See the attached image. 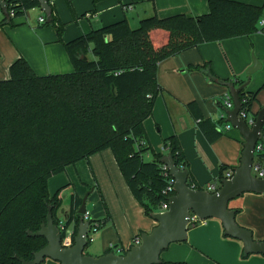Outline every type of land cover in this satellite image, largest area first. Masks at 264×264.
Returning <instances> with one entry per match:
<instances>
[{
	"label": "trees",
	"instance_id": "16d2710c",
	"mask_svg": "<svg viewBox=\"0 0 264 264\" xmlns=\"http://www.w3.org/2000/svg\"><path fill=\"white\" fill-rule=\"evenodd\" d=\"M7 1L15 17L40 7L38 0ZM67 1L72 8L73 0ZM48 2L52 13L44 25L57 28L75 70L38 75L21 57L12 64L11 76L0 79V264H21L19 258L31 260L47 245L45 237L30 236L28 231H38L47 221L50 205L55 222L59 224L61 220L62 199L59 193L50 194L49 179L105 149L113 151L147 215L161 209L168 200L163 190L169 177L161 163L165 152L177 166L189 171L191 187L207 189L195 183L177 134L165 139L163 153H155L148 139L145 120L152 115L156 98L163 91L157 76L159 63L206 42L264 31L260 26L264 5L209 0L206 14H155L141 19L136 28L125 18L64 42V24L52 0ZM129 6L124 5L126 9ZM12 19L5 17L4 21ZM189 69L213 76L206 64L191 65ZM258 93L245 89L241 92L240 113L257 116L252 106ZM186 106L209 141L232 136L226 133L230 130L221 128L227 122L225 117L218 121L205 118L196 101ZM147 153L154 158L146 160ZM228 168L227 164L221 165L217 189L226 179ZM81 204V198H74L73 214ZM74 218L75 237L79 219ZM107 219L92 218V230L102 228ZM109 252H116L114 246L106 253ZM126 252L121 250L120 254Z\"/></svg>",
	"mask_w": 264,
	"mask_h": 264
},
{
	"label": "crops",
	"instance_id": "0c3cea01",
	"mask_svg": "<svg viewBox=\"0 0 264 264\" xmlns=\"http://www.w3.org/2000/svg\"><path fill=\"white\" fill-rule=\"evenodd\" d=\"M208 1L100 0L95 4L94 0H73L71 8L67 0H54L53 5L56 15L64 24L62 40L68 42L125 18L136 28L141 19L155 14L159 17L179 13L206 14L209 12ZM238 1L264 5V0ZM125 4L132 7L125 9ZM36 10L30 9L26 14L6 21L2 13L0 79L11 76L12 64L21 57L29 62L38 75L75 70L57 28L52 24H40L37 16L43 15V12ZM250 40L256 47L264 43V31L206 42L159 63L157 76L163 91L156 98L152 115L145 120L148 139L155 153H163L165 139L177 134L190 172L195 183L201 187L207 188L208 184L218 182L222 164L229 166L228 171L240 166L244 148L241 141L244 142V138L233 127L226 133L234 137L222 135L209 141L186 105L196 101L205 118L215 121L221 119L224 102L230 94L229 83L237 80L246 82L247 78L241 76L253 65ZM204 64L210 68L213 76L203 70L189 69L191 65ZM223 80L229 82L224 83ZM253 80L255 87H249ZM262 80L264 78H251L245 88L246 91H259L252 106L253 113L257 114L264 106ZM153 158L151 153L145 155L146 160ZM48 187L52 196L59 193L62 199L59 211L61 219H65L73 207L74 198L83 199L87 194V203L92 204V208H87L90 219L108 218L102 228L93 229L89 234L90 244L85 250L87 254L101 256L113 246L116 253L120 254L121 250H129L133 246L135 236L150 232L157 225V221L145 213L143 205L133 194L111 149L69 165L64 172L49 179ZM233 200L234 205L231 207L239 209L238 223L252 230L256 240H264V193L247 192ZM161 259L162 262L184 264H264V253L246 254L243 242L225 236L221 221L210 218L198 226H189L187 240L172 243L163 251ZM42 264L61 263L47 258Z\"/></svg>",
	"mask_w": 264,
	"mask_h": 264
},
{
	"label": "water",
	"instance_id": "95a60500",
	"mask_svg": "<svg viewBox=\"0 0 264 264\" xmlns=\"http://www.w3.org/2000/svg\"><path fill=\"white\" fill-rule=\"evenodd\" d=\"M41 9L47 16L52 13L48 0H38ZM2 13L9 17L7 2L0 0ZM262 63L253 54V65L247 70L249 78L245 83L236 87L230 84L229 92L234 102L233 109H226V120L238 129L244 138L243 152L240 166L234 170L232 178L225 179L222 186L215 192L206 189H196L188 184L189 171L177 166L174 159L164 156L162 164L167 165L171 176L175 179V194L168 198L169 209L164 212H153L151 217L157 225L150 232L141 234L142 242L133 245L124 254L109 252L101 256L86 253L88 236L92 231V220L86 219L88 195L82 199L81 206L73 214L71 208L64 221L65 227H75V218L78 216L77 234L72 246L62 244V232L55 222L53 206L48 208L47 221L38 231H28L30 236H43L47 245L34 253L31 260L19 258L21 264H42L47 258L61 264H161V255L172 243L184 242L188 238L189 221L194 213L202 220L219 219L223 225L225 235L243 242L246 254L264 253V240H256L252 230L241 226L237 221V210L230 207V201L240 195L253 192L264 193V178L252 173L255 146L261 137L264 125V106L259 110L255 124L250 128L245 118L240 117L242 109L241 92L248 86L251 76L259 69ZM74 231V228H72Z\"/></svg>",
	"mask_w": 264,
	"mask_h": 264
},
{
	"label": "built area",
	"instance_id": "2783aa9c",
	"mask_svg": "<svg viewBox=\"0 0 264 264\" xmlns=\"http://www.w3.org/2000/svg\"><path fill=\"white\" fill-rule=\"evenodd\" d=\"M4 1L7 2V8H8V1L7 0H4ZM53 1L54 0H52V2ZM130 7H132V6H129L127 8H130ZM39 8L41 9V6ZM8 11H9V17L16 18L14 12H11L9 10V8H8ZM0 12H2L1 8H0ZM38 22L40 24H44L46 22V17L44 16V11H43V15H40L38 17ZM260 26L264 27V17L260 20ZM224 106L226 107V109H233L234 108V102H233L231 94L227 95V98L224 102ZM224 117L227 118V115L225 112L222 114L221 118H224ZM240 117L245 118V120H246V122L250 128L255 124L256 117H253L252 115H249L245 112H242V113H240ZM221 128H222V130L228 131V130H231L233 128V126L231 125L230 122L227 121L223 126H221ZM162 150H164V147ZM163 169L165 171V175L169 177V179L167 180V186L163 190V194L169 198L171 195L175 194V191H174L175 179L173 178V176H171L167 165L163 164ZM252 173L259 178H264V125H263V129H262L261 137L257 141L256 146H255L254 159H253V165H252ZM233 175H234V171H228L226 173V179L232 178ZM193 188H195V187H193ZM206 190H209L210 192H215L217 190V186L213 183H210V184H208ZM168 209H169V201L167 200L166 202L163 203L162 209L160 210V212L167 211ZM85 217H86V219H90L88 211L85 214ZM204 221L205 220L200 219L197 215L192 213L191 217H190V221H189V226L199 225V224L203 223ZM58 225H59V228L62 232V244L66 247L72 246L74 243V231L71 230L70 228L67 229L65 227L64 221H62V220H60ZM141 242H142L141 235H137L134 237L133 245H139V244H141Z\"/></svg>",
	"mask_w": 264,
	"mask_h": 264
},
{
	"label": "rangeland",
	"instance_id": "374dc122",
	"mask_svg": "<svg viewBox=\"0 0 264 264\" xmlns=\"http://www.w3.org/2000/svg\"><path fill=\"white\" fill-rule=\"evenodd\" d=\"M34 9H37L36 12H40L42 13L43 11L39 8L36 7ZM3 16L2 12H0V17ZM44 16L47 17V15L44 13ZM38 18V16H37ZM138 27V26H137ZM250 45L252 47V51H251V58L253 53L257 56V58H259V60L263 63V67L261 68V70H259L257 73L253 74V76L251 78H264V43L260 44L259 46H255L253 40H250ZM241 49V48H240ZM249 69V67L247 68V70ZM247 70L244 74H242L241 78H249V76L247 75ZM264 80L261 81V83H263ZM261 85V84H260ZM250 86H254L255 87V80H253ZM259 86V85H258ZM264 89V88H263ZM234 205V200L230 201V207ZM87 208H92V204L90 202L87 203ZM232 208V207H231Z\"/></svg>",
	"mask_w": 264,
	"mask_h": 264
}]
</instances>
